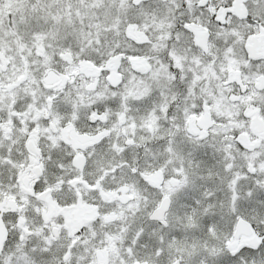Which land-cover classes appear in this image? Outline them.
I'll return each instance as SVG.
<instances>
[{"label":"snow or ice","instance_id":"obj_1","mask_svg":"<svg viewBox=\"0 0 264 264\" xmlns=\"http://www.w3.org/2000/svg\"><path fill=\"white\" fill-rule=\"evenodd\" d=\"M0 264H264V0H0Z\"/></svg>","mask_w":264,"mask_h":264}]
</instances>
